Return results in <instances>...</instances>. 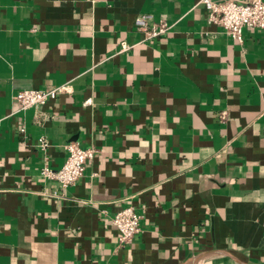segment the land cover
I'll list each match as a JSON object with an SVG mask.
<instances>
[{"label":"crops","instance_id":"1","mask_svg":"<svg viewBox=\"0 0 264 264\" xmlns=\"http://www.w3.org/2000/svg\"><path fill=\"white\" fill-rule=\"evenodd\" d=\"M143 13L171 30L145 42ZM207 16L199 0H0V264H264V31L240 43ZM48 88L40 125L16 95ZM72 142L95 153L62 189L41 169ZM127 207L141 232L121 245Z\"/></svg>","mask_w":264,"mask_h":264},{"label":"built area","instance_id":"2","mask_svg":"<svg viewBox=\"0 0 264 264\" xmlns=\"http://www.w3.org/2000/svg\"><path fill=\"white\" fill-rule=\"evenodd\" d=\"M207 10V21L221 27L225 33L240 43L244 42L243 32L245 29L264 31V0H199ZM137 31L144 35L145 42H152L163 37L171 30V25L164 19L156 21L150 14L143 13L135 20ZM127 42L121 43V51L131 48ZM62 92L60 88L28 89L20 91L16 100L21 110L34 109L36 112V123L44 124L48 113L44 111L50 101L56 100ZM226 119V112L220 116ZM21 135L25 134V127L19 129ZM38 147L46 154L50 143L41 138ZM68 157L59 169L50 167L48 158H44L41 175L44 180L56 183L60 188L67 189L76 184L83 177L88 162L93 158L94 148H83L80 144L72 142L66 146ZM142 215L134 208L121 209L112 218V224L118 230V241L126 245L140 234V221Z\"/></svg>","mask_w":264,"mask_h":264}]
</instances>
